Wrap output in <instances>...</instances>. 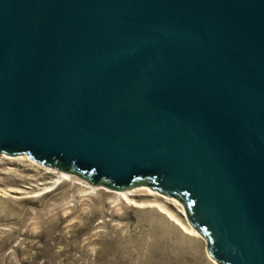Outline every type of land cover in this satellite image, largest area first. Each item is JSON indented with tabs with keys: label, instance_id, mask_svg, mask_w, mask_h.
I'll list each match as a JSON object with an SVG mask.
<instances>
[{
	"label": "water",
	"instance_id": "water-1",
	"mask_svg": "<svg viewBox=\"0 0 264 264\" xmlns=\"http://www.w3.org/2000/svg\"><path fill=\"white\" fill-rule=\"evenodd\" d=\"M0 152L175 196L264 264V0H0Z\"/></svg>",
	"mask_w": 264,
	"mask_h": 264
},
{
	"label": "rangeland",
	"instance_id": "rangeland-1",
	"mask_svg": "<svg viewBox=\"0 0 264 264\" xmlns=\"http://www.w3.org/2000/svg\"><path fill=\"white\" fill-rule=\"evenodd\" d=\"M5 154L0 152V264H213L208 241L188 212L186 219L163 198L135 191L130 197L144 204L134 206L71 172L55 183L64 170L27 153L12 156L30 160ZM149 201L162 202L201 239L184 233Z\"/></svg>",
	"mask_w": 264,
	"mask_h": 264
},
{
	"label": "bare ground",
	"instance_id": "bare-ground-1",
	"mask_svg": "<svg viewBox=\"0 0 264 264\" xmlns=\"http://www.w3.org/2000/svg\"><path fill=\"white\" fill-rule=\"evenodd\" d=\"M5 158H8V159H12V160H16V159H19V158H26L28 160H30L27 156L25 155H22V156H12V155H8V154H5L4 155ZM20 160V159H19ZM30 162L32 163H35L33 160H31ZM37 163V162H36ZM48 167V166H47ZM46 171L47 172H55V169H50L49 167L46 168ZM58 176L54 179V182L55 183H58L62 180H67L70 178V175L69 173L65 172V171H60L58 172ZM54 184V183H53ZM92 187V186H91ZM93 188V187H92ZM105 191H109V192H112L114 194L117 195V197L121 198L122 200H124V202H127L128 204H131V205H134V206H142L144 204V202H141V201H137L135 198H131L130 196H133V195H136L137 192L135 191H139V190H143V192H141L142 194H146V195H152V196H155V197H160V198H163L164 202H168L170 204H173L175 207L177 206L181 212V214L187 219L186 217V214H185V208H183L180 204V202L178 201L177 198L175 197H170V196H166L164 194H161L159 193L158 191L156 190H153L151 189L150 187L148 186H145V185H138V186H134V187H129V188H126V189H121V190H111V189H107L105 187H99ZM48 190V189H46ZM11 191V190H10ZM13 191V190H12ZM17 192L21 191V190H15ZM93 191V189H92ZM140 192V191H139ZM7 193V192H6ZM148 201V200H147ZM162 203V202H161ZM160 202L158 201H149L147 204H149V206H153L154 208L156 207V209L158 210V212L162 213L165 215V217H167L168 221H171L172 223H174V225L178 226L184 233L186 234H191L193 235L192 238H194L195 236H198L200 238V235L199 233L194 229L192 228L190 225L187 226L186 224H184L179 218L178 216L176 217L173 212H171L169 209H167L163 204H161ZM177 208V209H178ZM155 209V211H156ZM181 231V232H182ZM183 233V234H184ZM185 235V234H184ZM201 239V238H200ZM199 239V240H200ZM203 239V238H202ZM210 254L207 253V256L208 258L210 259V261L213 263V264H219L215 259L211 258L209 256Z\"/></svg>",
	"mask_w": 264,
	"mask_h": 264
}]
</instances>
